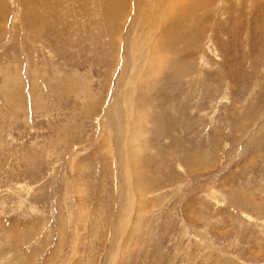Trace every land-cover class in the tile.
Segmentation results:
<instances>
[{
    "label": "rangeland",
    "instance_id": "1",
    "mask_svg": "<svg viewBox=\"0 0 264 264\" xmlns=\"http://www.w3.org/2000/svg\"><path fill=\"white\" fill-rule=\"evenodd\" d=\"M0 264H264V0H0Z\"/></svg>",
    "mask_w": 264,
    "mask_h": 264
},
{
    "label": "bare ground",
    "instance_id": "2",
    "mask_svg": "<svg viewBox=\"0 0 264 264\" xmlns=\"http://www.w3.org/2000/svg\"><path fill=\"white\" fill-rule=\"evenodd\" d=\"M138 1V0H137ZM142 1V0H141ZM153 1H156V0H153ZM13 2V1H12ZM144 2V1H143ZM172 2H173V0H172ZM157 3H158V5L160 6V5H164V8L166 7V6H169L170 5V0H163V2L162 1H160V0H157ZM174 4V3H173ZM144 5V4H143ZM141 7V6H140ZM117 8V7H116ZM136 10H137V8H136ZM161 10V9H160ZM164 11L165 10H163L161 13H162V16H163V14H164ZM135 12H137V11H135ZM166 12V11H165ZM136 17V16H135ZM134 18V17H133ZM132 19V18H131ZM132 21H133V19H132ZM135 21V20H134ZM133 23V22H132ZM135 24V23H134ZM136 26V25H135ZM133 27H134V25H133ZM132 29V28H131ZM135 35V34H134ZM133 36V35H132ZM137 50V49H136ZM161 52V51H160ZM162 58V57H161ZM160 62V61H159ZM127 67V66H126ZM107 114V118H109V114H110V110H107V112H106ZM119 130V129H118Z\"/></svg>",
    "mask_w": 264,
    "mask_h": 264
}]
</instances>
